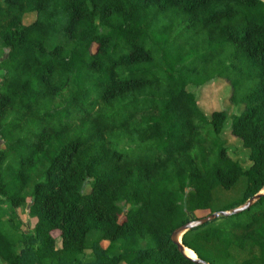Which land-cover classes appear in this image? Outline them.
I'll return each instance as SVG.
<instances>
[{
	"label": "trees",
	"instance_id": "1",
	"mask_svg": "<svg viewBox=\"0 0 264 264\" xmlns=\"http://www.w3.org/2000/svg\"><path fill=\"white\" fill-rule=\"evenodd\" d=\"M218 79L238 113L189 91ZM0 141V203L33 221L0 218V264H196L172 233L264 188V2L0 0ZM183 245L264 264V198Z\"/></svg>",
	"mask_w": 264,
	"mask_h": 264
},
{
	"label": "rangeland",
	"instance_id": "2",
	"mask_svg": "<svg viewBox=\"0 0 264 264\" xmlns=\"http://www.w3.org/2000/svg\"><path fill=\"white\" fill-rule=\"evenodd\" d=\"M221 81L225 82V80L223 79H218L215 82L211 83L210 86L208 85L202 88H195V87L189 88V91L195 95L198 103L202 107H205V110H203L204 111L203 113L206 116H210L212 112L216 110L228 109L229 115L238 113L239 111V107L232 106L228 103L229 102L228 99L230 95L229 93L230 88H228V85L226 83H219ZM223 138H225V140H227L229 143V144L227 143V147L233 159L237 161L243 168L247 169L251 164L249 151L243 147L242 142L239 138H236L231 134V121L230 120L225 125ZM241 189H242V186H240V188H238L237 190L233 192L221 193L220 194L221 197L220 196L219 197L221 198V201H225L223 199H227L229 197L235 198L239 195V193L241 192ZM30 206H31L30 204H27L15 210L7 202H1L0 203V218L2 219V221L8 222L13 212L16 211V213L18 214L19 220H21L23 224V229L26 230L27 232H30L33 227V221H31L30 214H29ZM227 207L228 206L226 207L218 206L217 209H221L220 211H224L223 209H227ZM207 214L208 212H199L195 214L194 216L191 215L190 217L192 219L195 217L203 218V217H206ZM192 221H194V219ZM54 236L58 238V233L55 232ZM105 246H107V244H105ZM89 255H90V252L87 253V256Z\"/></svg>",
	"mask_w": 264,
	"mask_h": 264
},
{
	"label": "water",
	"instance_id": "3",
	"mask_svg": "<svg viewBox=\"0 0 264 264\" xmlns=\"http://www.w3.org/2000/svg\"><path fill=\"white\" fill-rule=\"evenodd\" d=\"M261 1L264 2V0H261ZM262 198H264V188L259 193L254 195L251 199L246 201L243 205H241L237 208H234V209L229 210V211L216 212V213H213L207 217L191 221V222L177 228L172 233L171 240L177 246L179 252H181L186 258L190 259L191 261H193L196 264H207L206 262H203L201 259H199V257L196 254H195V257H191L187 254V250H189V249L183 245V236L187 232H189L193 229H196L198 227L206 225L207 223L218 220L220 217H229L232 215H237V214H240L242 212H245V211L249 210L251 207H253L255 204H257Z\"/></svg>",
	"mask_w": 264,
	"mask_h": 264
},
{
	"label": "bare ground",
	"instance_id": "4",
	"mask_svg": "<svg viewBox=\"0 0 264 264\" xmlns=\"http://www.w3.org/2000/svg\"><path fill=\"white\" fill-rule=\"evenodd\" d=\"M187 254L191 257H195V253L191 250H187Z\"/></svg>",
	"mask_w": 264,
	"mask_h": 264
},
{
	"label": "crops",
	"instance_id": "5",
	"mask_svg": "<svg viewBox=\"0 0 264 264\" xmlns=\"http://www.w3.org/2000/svg\"><path fill=\"white\" fill-rule=\"evenodd\" d=\"M1 146H2V142L0 141V148H1Z\"/></svg>",
	"mask_w": 264,
	"mask_h": 264
}]
</instances>
